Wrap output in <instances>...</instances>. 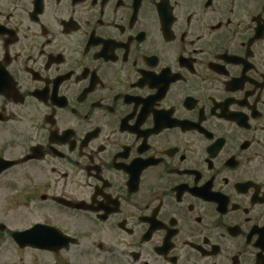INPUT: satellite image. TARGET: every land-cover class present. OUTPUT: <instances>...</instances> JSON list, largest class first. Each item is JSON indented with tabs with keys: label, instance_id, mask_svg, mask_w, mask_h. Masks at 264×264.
I'll return each mask as SVG.
<instances>
[{
	"label": "flooded vegetation",
	"instance_id": "flooded-vegetation-1",
	"mask_svg": "<svg viewBox=\"0 0 264 264\" xmlns=\"http://www.w3.org/2000/svg\"><path fill=\"white\" fill-rule=\"evenodd\" d=\"M0 264H264V0H0Z\"/></svg>",
	"mask_w": 264,
	"mask_h": 264
},
{
	"label": "water",
	"instance_id": "water-1",
	"mask_svg": "<svg viewBox=\"0 0 264 264\" xmlns=\"http://www.w3.org/2000/svg\"><path fill=\"white\" fill-rule=\"evenodd\" d=\"M43 247H44V248H49V247L46 245V242L43 243Z\"/></svg>",
	"mask_w": 264,
	"mask_h": 264
},
{
	"label": "rangeland",
	"instance_id": "rangeland-1",
	"mask_svg": "<svg viewBox=\"0 0 264 264\" xmlns=\"http://www.w3.org/2000/svg\"><path fill=\"white\" fill-rule=\"evenodd\" d=\"M14 256H15L14 254H13L12 256H10V258H11L10 261H12V258H13Z\"/></svg>",
	"mask_w": 264,
	"mask_h": 264
}]
</instances>
